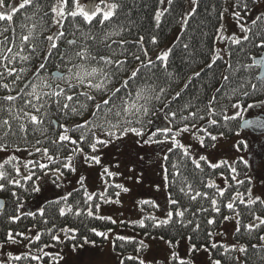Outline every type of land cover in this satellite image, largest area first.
<instances>
[{
  "label": "snow or ice",
  "instance_id": "6c2138e0",
  "mask_svg": "<svg viewBox=\"0 0 264 264\" xmlns=\"http://www.w3.org/2000/svg\"><path fill=\"white\" fill-rule=\"evenodd\" d=\"M259 2L233 0L230 15L239 34L225 35L224 25L218 26L205 67L182 77L183 87L177 91L173 84H179L181 78L169 71L172 47L153 59L145 46L144 35L117 40L114 37H123L126 29L120 25L105 28V23L113 22L121 7L116 0H71V7L69 0H18V3L0 0V21L9 22L8 26L0 27V37H3L0 39V153L4 154L0 156V193L7 191L14 204L13 214L6 217L9 223L17 224L24 217H30L34 221L38 219L43 226L34 237L9 230L5 242L20 243L16 237H23L38 243L42 236L51 241L38 246L40 255L29 251L23 256L9 255L10 260L30 259L42 264L44 257L50 255L44 251L46 248L71 242L69 247L76 252L85 245L95 244L87 236H81L79 228L69 226V220L87 217L117 223L110 216L98 214L100 204L120 203L121 192H115L116 199H112L107 195L109 187L124 193L130 189L120 183H110L108 178L120 173L102 164L101 153L113 145L122 147L118 142L131 137L135 138L138 148L155 145L165 162L170 155L177 157L171 163V173L162 165L165 204L150 199L137 201L141 212H145V205L152 211L132 222L139 228L174 230V234L188 241L189 258L184 259L175 251L179 240L158 237L172 249L169 264H195L191 256L200 251L209 254L211 264H249V244L241 241L250 242L254 234L260 243H251V249L264 251V234H260L264 231V197L253 194V177L247 171L253 166L249 159L239 156L231 161L213 162L206 154L194 153L192 146L181 139L190 134L199 149L212 150L218 141L228 136L240 137L245 130L264 138V119L247 115L250 110L264 112V53L256 56L248 51L249 45L264 49V15L252 19L251 27L245 21V16L251 12L249 4ZM158 3L163 7L154 13L156 29L161 27L163 18L172 11L177 0H158ZM185 3L190 7L183 11L177 23L187 31L189 21L197 14L199 0H185ZM29 8L33 9L32 13L25 12L19 21L21 32L17 42L13 17ZM228 11V8L223 9V12ZM69 17L74 30L66 32L64 22ZM77 17L89 26L87 31L75 22ZM93 21L104 30L99 40L92 31ZM53 28L56 30L52 31ZM9 31L12 35H5ZM69 36L72 38H67ZM148 43L157 45L159 39L151 35ZM218 44L224 46L218 47ZM183 48L188 49L189 44H183ZM242 55L251 62H242ZM188 67L191 69V64ZM217 67L222 70L215 94H210L206 100L200 95L184 98L202 73L207 75ZM156 70H162L160 75L166 77L163 83L158 82L160 75ZM232 147L236 153H241L250 149V143L246 138L238 139ZM258 154L264 167V142L260 143ZM137 158L142 160L143 156L137 153ZM77 161L89 168L100 166L103 192H89L86 177L81 175L76 181L78 187L73 190L80 193L79 198H74L73 192H65L36 211L24 210L25 202L17 190L29 196L39 194L43 189L42 181L60 188L67 173L77 172ZM189 163L193 168L186 174ZM237 165L245 170L243 179ZM114 166L118 168L119 163ZM160 187L156 185V190ZM7 205L6 200L0 199V216L5 215ZM157 211L162 215L157 216ZM217 219L234 222L235 243L213 241L214 236L223 235L215 229ZM245 219L247 223H243ZM33 228L35 225L28 231ZM89 231L108 239L111 229L104 232L93 227ZM116 239L138 243L137 253L147 247L143 240L136 242L125 236ZM201 239L204 243L198 246L197 241ZM216 249L221 250L219 256L223 259L212 258ZM236 252L244 257L243 261L241 256L229 255ZM62 259L63 256L52 257L54 264H60ZM124 259L145 264L139 255ZM124 259L120 264H124ZM260 259L264 260V255Z\"/></svg>",
  "mask_w": 264,
  "mask_h": 264
},
{
  "label": "rangeland",
  "instance_id": "374dc122",
  "mask_svg": "<svg viewBox=\"0 0 264 264\" xmlns=\"http://www.w3.org/2000/svg\"><path fill=\"white\" fill-rule=\"evenodd\" d=\"M13 3H18V0H12ZM103 8V5H101ZM163 7V6H162ZM190 5L186 4L185 10ZM228 12H223V18L221 24L225 27V35H231L232 33L239 34V29L235 20L230 15L231 5H228ZM264 15V0H260L258 4L251 10L249 19H254L256 16ZM248 23V21H246ZM56 30V29H55ZM183 29L179 27V24L175 28L169 42L159 49L157 53H154L151 57L156 58L163 50L172 47V45L178 40ZM223 47L224 45H217ZM248 117L264 116V112L257 109L255 111L250 110ZM247 139L250 143V149L241 153H236L232 145L238 139ZM134 137L126 138L121 143L123 146L117 148L115 145L110 149H105L102 155V164L108 166L111 171L120 173L115 178H108L111 184L120 183L129 188L127 193L122 192L120 189L109 187L107 195L112 199H116L114 193L120 191L119 204L116 203H101L99 209V215L104 217H112L117 223L111 228V232L108 235L107 241L103 244L85 245L84 249L73 252L69 246L61 244L59 246L46 248L45 251L49 252L50 256H63L60 264H120V260L126 256H137L145 260V264H169V257L171 256L172 249L168 245L160 240L158 237L153 238L146 236L137 226H133L132 222L138 221L143 218L148 212L140 211L137 201L139 200H155L159 204H165V189L162 184V165L164 161L162 159V153H159V149L153 145L151 147L144 146L138 148L134 144ZM182 142L192 146V151L200 154H206L213 162L220 159L233 160L239 156H244L249 159L250 164L253 166L247 169L249 175L253 177V194L264 197V167H262L261 155H259L260 143L264 142V138H260L253 134L249 130L241 132L240 137H226L223 140L217 142V147L212 150L199 149V145L192 138L190 134H185L181 137ZM166 147V146H163ZM137 153L143 156L140 160L137 158ZM0 153V156H3ZM17 155L26 156V153H18ZM77 165V172L70 173L65 177V183L62 187L56 188L50 182L43 183L42 192L39 193L35 199L25 203L26 211H36L39 207H42L48 200L55 199L65 192H71L78 187L76 183L77 178L81 175L86 177L85 184L88 191L99 194L104 191L103 182L100 177V166L87 167L82 162H75ZM119 163V167L114 165ZM47 180V178H45ZM217 183H220L217 178ZM156 185H161L160 190H156ZM162 215V212L158 211V216ZM125 223L121 224L120 222ZM235 224L232 221H225L221 228L217 232L223 233V235H216L213 237V241L222 244H232L234 242L233 232ZM108 232V231H107ZM37 234L35 230L26 232L25 235H31L34 237ZM117 236H125L132 238L136 241L143 240L147 245V249L144 252L128 253L121 255L115 250V239ZM28 240L23 241L22 245L9 243H3L0 245V262L3 264H13V260L9 259V255L16 256L27 252ZM189 243L186 239L180 238L179 244L176 246L175 251L179 255L188 259ZM191 258L195 261V264H211L209 254L200 251L193 253ZM41 264V263H37Z\"/></svg>",
  "mask_w": 264,
  "mask_h": 264
},
{
  "label": "trees",
  "instance_id": "16d2710c",
  "mask_svg": "<svg viewBox=\"0 0 264 264\" xmlns=\"http://www.w3.org/2000/svg\"><path fill=\"white\" fill-rule=\"evenodd\" d=\"M121 7L117 11V15L114 18L113 22H106L105 28L111 29L115 27L116 25H120L126 29L123 37H114V39H122L127 38L129 40L136 38L137 35H144L145 36V46L150 50V55L152 56L154 53H157L159 49H162L165 47V45L169 42L175 28L177 27L178 23L177 21L180 19L181 14L183 11H185L186 4L185 0H177V3L173 6L172 11L170 13H167L165 17L162 20L161 27L159 29H156L154 27V13L159 10L162 6L159 5L158 0H116ZM233 0H227V3L224 2V0H199V8L197 9V14L189 21L188 29L187 31H182L178 40L172 45L173 48V56L170 57L169 60V71H172L181 78L179 84H173V87L178 91L179 88L183 87L184 80L182 77L187 76L190 71H199L202 67H205L206 62L208 61L209 56V49L213 47V37L216 35V28L221 25L222 19L220 18L221 13L223 12L224 8H227L228 5H232ZM256 5V4H255ZM255 5L249 4L250 9L252 10ZM71 0H69V7H71ZM47 10V9H45ZM33 9H24L21 10V12H18L13 17V23L12 26L16 27V33H17V42L19 33L21 32V29L18 27L19 21L23 19V14L27 12L28 14H31ZM250 14V13H249ZM249 14L245 16V21H248V26L251 27V19H249ZM42 15V13H41ZM99 19V17L97 18ZM45 20L47 21V17H45ZM76 23H80L81 27L87 31L88 25L84 24L83 21L77 17ZM72 18L69 17L65 22V31L71 32L73 31L72 27ZM8 21H0V27L8 26ZM257 29L254 28L253 31L255 32ZM52 31H55V28L52 29ZM93 34L97 35V39L99 40V36L103 34V29L96 26V21H93V28H92ZM5 35L11 36L12 33L9 31ZM151 35H156L159 39V43L157 45H151L148 43V37ZM77 37H80V33H77ZM67 38H72L71 36ZM0 39H3V37H0ZM257 42H259L257 40ZM91 43V41H89ZM188 43L189 48L184 49L183 44ZM115 47V45H113ZM15 51V49H14ZM248 51L252 55L259 56L261 53H264V49H258L251 45L248 46ZM235 60V57H234ZM240 60L242 62L250 63L251 61L246 59L245 55H242L240 57ZM191 64V69H189L188 65ZM19 66V65H18ZM55 71V69H52ZM222 70V67L214 68L213 70H209L207 75L202 73V77L199 80H195L193 82V85L190 86L188 93L185 94V99L192 98L193 95H200L201 99L206 100L210 94H215L214 90L215 88L219 87V76L220 72ZM157 74L160 75L162 70H156ZM29 77L31 76V73L28 74ZM166 77L163 75H160L159 83H163L165 81ZM74 123V122H70ZM233 137V136H228ZM227 137V138H228ZM207 150V149H206ZM87 151V149H86ZM35 158V157H33ZM177 160V157L175 154L170 155L169 161H164V166L168 167L169 173L172 172L171 169V163L175 162ZM238 169L241 171L240 178L243 179V172L245 171L243 169L242 165H237ZM193 166L189 163L188 164V170L186 171V174H189L192 170ZM70 173H67L66 175H69ZM171 178V177H170ZM191 178V177H190ZM171 190V189H169ZM243 186L241 187V191H243ZM19 194L21 195L23 201L26 203L28 201H31L36 198L38 194H33L32 196H29L27 193H24L22 190H17ZM73 192V190L71 191ZM80 193L73 192L74 198H79ZM0 199H4L8 202V205L5 209V215L0 216V245L3 243H9L6 241V233L9 230H12L14 233L16 231L21 232H28L29 228H32L33 225H35V230L37 232V229H41L43 226L40 224L39 220H32L30 217H24L20 223L12 224L9 223L6 219L8 215L13 214L12 210L14 207V204L11 202L12 198L10 197V194L6 191L3 193H0ZM71 202V200H70ZM47 203H45L42 207L46 206ZM144 208L147 212L152 211V209L145 205ZM257 208H259V205H257ZM222 211H224L222 209ZM46 214H47V208H46ZM155 214L158 216V211L155 212ZM259 214V213H258ZM82 221V222H81ZM148 223V221H145ZM248 220L245 219L243 223H247ZM224 222H221L219 219H217V224L215 225L216 231L221 228V225ZM69 226L77 227L80 229V235L81 236H87L89 240L95 241V244H103L107 240L103 237L95 236L93 233L89 231V229L95 227L99 231L107 232L109 229L114 227V224H112L110 221L107 220H95L90 219L87 217H81L77 218L76 220H69L68 221ZM146 236L149 237H159L160 235H163L165 237V240L167 239H173L179 240L181 237L178 234H174V230L170 229H152V228H139ZM204 228V225L202 223V229ZM187 232V230H185ZM260 234H264V231H261ZM28 237H32L29 235ZM16 239L20 240V243H16L18 245H22L23 241L27 240L23 237H16ZM213 239V238H212ZM136 241V240H135ZM45 242L51 243L49 237L42 236L40 242H30L28 240V246L26 247L27 252H24L21 254L27 255L29 251H31L32 254L40 255V253L37 251L38 246H43ZM138 242V241H136ZM234 242L235 239H234ZM242 243H248L249 244V264H264V260L260 259L261 255H264V251L257 252L253 249H251V243H260L258 239L256 238L255 234L253 235L251 241L249 242L247 239L241 241ZM71 242L66 243V246H69ZM204 243L203 239L200 241H197V244ZM61 245V244H60ZM123 245V247H121ZM59 246V245H56ZM138 243H125L118 239H115V250L117 253L124 255L128 253H135V249L138 247ZM147 248H145L144 252ZM45 251V249H44ZM220 249L213 250L212 252V258H221L219 256ZM229 255H236L241 256L239 252L236 253H229ZM244 257L241 256V260L243 261ZM41 263L38 261H33L30 259H22L20 261L13 260V264H37ZM42 264H54L52 260V256L44 257ZM124 264H138L137 260H127L124 259ZM173 264H176V262H173Z\"/></svg>",
  "mask_w": 264,
  "mask_h": 264
},
{
  "label": "water",
  "instance_id": "95a60500",
  "mask_svg": "<svg viewBox=\"0 0 264 264\" xmlns=\"http://www.w3.org/2000/svg\"><path fill=\"white\" fill-rule=\"evenodd\" d=\"M259 118H262V119H264V116H258ZM252 118H257V117H252ZM250 131V130H249ZM251 132V131H250ZM253 133V132H252ZM253 134H255V135H258V134H256V133H253Z\"/></svg>",
  "mask_w": 264,
  "mask_h": 264
},
{
  "label": "flooded vegetation",
  "instance_id": "af4514ba",
  "mask_svg": "<svg viewBox=\"0 0 264 264\" xmlns=\"http://www.w3.org/2000/svg\"><path fill=\"white\" fill-rule=\"evenodd\" d=\"M258 136V135H257Z\"/></svg>",
  "mask_w": 264,
  "mask_h": 264
}]
</instances>
